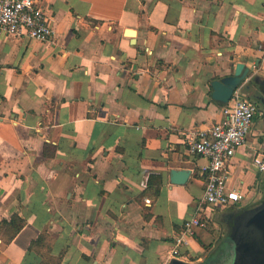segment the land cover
<instances>
[{
	"label": "crops",
	"instance_id": "obj_1",
	"mask_svg": "<svg viewBox=\"0 0 264 264\" xmlns=\"http://www.w3.org/2000/svg\"><path fill=\"white\" fill-rule=\"evenodd\" d=\"M39 2L52 37L0 32V226L24 220L10 241L0 235V264H171L191 215L204 226L182 261L259 255L264 116L227 166L239 202L203 201L207 159L188 142L224 115L212 82L238 62L236 89L264 110V0ZM171 168L188 169L186 182Z\"/></svg>",
	"mask_w": 264,
	"mask_h": 264
},
{
	"label": "built area",
	"instance_id": "obj_2",
	"mask_svg": "<svg viewBox=\"0 0 264 264\" xmlns=\"http://www.w3.org/2000/svg\"><path fill=\"white\" fill-rule=\"evenodd\" d=\"M0 32L47 40L53 36L50 17L39 0H0ZM224 115L207 128L199 129L189 140V149L207 159L201 171L205 176L202 199L208 204L226 206L243 199L244 194L227 185V166L235 150L246 143L256 116L264 110L243 97L238 89L224 105ZM259 170H264V153L254 155ZM148 202L149 200L146 199ZM203 220L191 215L183 221L169 250L171 258L181 260V248L189 244Z\"/></svg>",
	"mask_w": 264,
	"mask_h": 264
},
{
	"label": "water",
	"instance_id": "obj_3",
	"mask_svg": "<svg viewBox=\"0 0 264 264\" xmlns=\"http://www.w3.org/2000/svg\"><path fill=\"white\" fill-rule=\"evenodd\" d=\"M126 32L131 33L132 30H126ZM244 64L238 62L235 66L234 72L231 75L225 76L222 79L214 80L212 82V97L213 99L221 105L226 104L234 90L240 85L241 81L245 78ZM190 171L185 168H171L169 170V178L172 183L183 184L186 182ZM256 213L251 217L253 218V229L250 231L252 236L250 239L256 241V244H264V201L256 209ZM254 239V240H253ZM258 254L256 255V257ZM171 264H189L182 260L173 258Z\"/></svg>",
	"mask_w": 264,
	"mask_h": 264
},
{
	"label": "trees",
	"instance_id": "obj_4",
	"mask_svg": "<svg viewBox=\"0 0 264 264\" xmlns=\"http://www.w3.org/2000/svg\"><path fill=\"white\" fill-rule=\"evenodd\" d=\"M23 224V218L15 213L12 214L8 220H3L0 226V235L3 237V240L5 242L10 241L14 237V235L21 229ZM42 238L44 239L42 235L39 236L35 241H33V244L41 241Z\"/></svg>",
	"mask_w": 264,
	"mask_h": 264
},
{
	"label": "rangeland",
	"instance_id": "obj_5",
	"mask_svg": "<svg viewBox=\"0 0 264 264\" xmlns=\"http://www.w3.org/2000/svg\"><path fill=\"white\" fill-rule=\"evenodd\" d=\"M250 99H251L250 101L256 103L257 106L260 105L259 102H257V100H255L253 98V96L250 97ZM260 243H261L260 246H259L260 249H261L260 254L256 257V255H254V254L249 256L247 253H245L244 254V262H243L244 264H264V244H263V242H260Z\"/></svg>",
	"mask_w": 264,
	"mask_h": 264
},
{
	"label": "flooded vegetation",
	"instance_id": "obj_6",
	"mask_svg": "<svg viewBox=\"0 0 264 264\" xmlns=\"http://www.w3.org/2000/svg\"><path fill=\"white\" fill-rule=\"evenodd\" d=\"M258 102V101H257ZM259 107V106H258Z\"/></svg>",
	"mask_w": 264,
	"mask_h": 264
}]
</instances>
